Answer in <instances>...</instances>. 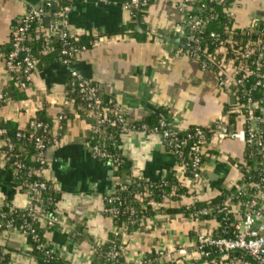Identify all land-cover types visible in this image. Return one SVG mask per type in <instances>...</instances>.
I'll list each match as a JSON object with an SVG mask.
<instances>
[{"label":"crops","instance_id":"1","mask_svg":"<svg viewBox=\"0 0 264 264\" xmlns=\"http://www.w3.org/2000/svg\"><path fill=\"white\" fill-rule=\"evenodd\" d=\"M46 1L52 9L68 8L62 25L69 35L88 36L94 41V46L75 56L72 68L98 86L103 96L117 101L129 119L140 121L162 110L167 113L169 125L178 132L189 127L210 128L218 117L225 120L227 135L208 138L202 184L196 189L198 199L193 208L207 207L197 205L198 200L209 204L222 190L234 189L228 183L242 180L244 172V116L235 117L233 122L227 118V106L236 105L235 97L220 92L217 77L202 71L181 52L185 33L182 15L166 1L149 0L139 22H135L138 34L119 35L118 30L129 25L132 18L124 7L128 0H0V93L8 85L3 56L11 32L28 8ZM226 10L234 29H248L250 25L257 29L264 17L260 15L264 13V0H229ZM46 17L49 24V13H45ZM68 78L59 59L36 69L24 101L0 102V121H12L22 131L34 129L35 113L45 108L52 121L50 133L59 142L42 156L46 167L42 178L51 182L59 194L55 205L59 224L50 229L42 227L41 234L55 257L49 262L37 258L20 231L4 229L0 231V264H106L103 254L107 250H100L112 238L119 242L124 264L155 259L158 264H207L192 250V223L186 221L189 214L179 200L177 205H168L170 201L165 204V208H176L175 213L160 209L126 234L112 235L114 222L103 214L105 198L114 192L112 170L86 147L88 125L74 115L72 104L65 99ZM64 112L73 117L59 131L57 117ZM120 146L136 177L156 181L174 166L169 149L154 135L135 132L123 136ZM28 204L27 189L14 188L13 174L6 169L0 153V207L10 205L24 210ZM199 228L214 233L215 221L201 219ZM180 248H189L190 255L178 256ZM159 251L164 257L171 256V261L157 259Z\"/></svg>","mask_w":264,"mask_h":264},{"label":"built area","instance_id":"2","mask_svg":"<svg viewBox=\"0 0 264 264\" xmlns=\"http://www.w3.org/2000/svg\"><path fill=\"white\" fill-rule=\"evenodd\" d=\"M149 0H128L124 7L131 15L136 9H145L148 6ZM167 3L173 4L179 13L182 15L183 24L187 23V28L184 33V46L188 49L187 56L198 64L202 71H208L207 59L202 58L200 54L201 40L198 37L203 32L204 26L212 19V15L205 17L203 20L194 18L191 20L189 15L191 11V5L196 0H163ZM216 3L221 5L223 0H199L201 8L205 7V2ZM42 4L47 7L50 6V2L46 1ZM68 11V8L62 7L58 11L52 13V22L47 25L45 36L54 38L60 43L59 55L62 57V64L66 67L68 75L71 79V83L74 82L78 89L79 94L84 96L89 109L91 110L94 118V125L91 127L92 133L97 135L105 134V127H119L121 138L126 135H131L135 132L146 133L154 135L162 140V142L169 149L171 156L174 159V166L170 172H172L173 179L176 182L174 186L170 187L167 194L160 198V202L151 198L152 192L156 189L168 187V182L164 180V175L159 177L156 181L146 180L143 177H136L133 171V179L140 180L143 182V188L148 190L149 199L142 201L141 196L138 193H131L130 200L134 203L142 205V207L149 206L155 212L163 210L165 204L172 200L177 199L184 203L185 210L188 212L189 217H186V221L189 220L192 223V231L194 235L193 248L194 252H197L200 258L205 259L207 264H264V191L256 193L246 204L245 210L242 211L240 205H234L229 208V203H223L220 206L212 208L202 207L200 209L193 208L195 205L197 193V187L202 184L203 171H202V158L207 156V142L210 137H224L227 135L225 128V121L218 117L213 120L212 127L209 130L206 128H195L192 139L193 143L184 153V149L188 145L189 136L178 137L180 132L174 130L165 120H160L158 126L155 128H149L144 124H141L138 128L134 127L133 121L127 117L126 111L122 106L115 101L113 98H108L105 107H102L99 102L101 90L98 86L92 82L82 78L72 68L73 60L76 55L84 52L86 48L80 45L70 44V38L77 40V38L69 35L64 30L62 25L63 15ZM43 10L38 7L28 8L25 15H23L19 21L18 26L11 32L10 35V50L3 56V68L8 77L9 74L20 73L23 78L25 87L27 88L31 81L32 76L36 72L37 62L32 58L31 50L28 45L27 31L30 28L31 23H36L40 29L44 23ZM50 17V15H49ZM230 27L233 28L232 22ZM248 29H253L252 25ZM257 34V59L254 65L257 69L264 67V17L255 30ZM210 39L212 43L219 44L220 38L216 34H211ZM50 42V41H49ZM52 48L45 47L42 50V54L46 55ZM252 72L246 70L242 73L238 79L229 77L228 73H225L217 78V88L220 92L228 94L231 86L243 85L244 78L248 77ZM19 84V81L18 83ZM69 83H66V87ZM256 86L264 87L262 82H258ZM66 95V91H65ZM2 94L0 93V102L2 101ZM60 116L57 117L59 122ZM264 120L260 117L253 115L252 111L249 110L244 116V146L248 148L258 149L259 152H264ZM36 128H42L41 123L35 124ZM46 130H43V133ZM7 131L0 128V153L4 162L7 157L16 159L18 156L14 153V145L12 141L7 137ZM50 136L34 137L29 136L34 140V148L39 151V157L43 156L49 148L57 147L59 142L56 136L49 133ZM16 137H20L17 133ZM87 149L90 154L98 159L99 161L112 166V170L120 167L124 156L121 151L120 142L113 144V149H118L121 155H110L104 150H101L97 146H88ZM262 160H264V154H262ZM242 168H245L243 166ZM233 167V173L236 168ZM15 171L25 169L22 163L16 162L14 164ZM42 168L39 169H26V175H35L42 178ZM264 173V168L261 169ZM237 174V173H236ZM114 181V192L105 198V209L103 214L114 222L112 229V235L117 237L118 235H124L130 231L133 227L140 225L144 219V215L138 216L131 205L122 206V198L120 197L121 192L127 190L128 185L131 181H122L113 179ZM239 180H232L228 183V186L237 189V194L241 192L244 187H239ZM131 182V183H130ZM263 182V180H262ZM29 194V204L24 210H26L28 217L31 221L40 222V226L46 229L53 228L59 224V218L54 211L52 214H46L41 211L42 201L38 197L40 192L46 190L44 179L43 181L37 180L33 182L28 188H26ZM8 206V205H5ZM2 207V206H1ZM14 207V206H12ZM19 209L17 207H14ZM9 215L0 212V231L4 229H15L12 225V220L9 219ZM123 217V220L119 223L116 221L117 218ZM213 219L215 221L216 231L214 233L204 232L199 228L201 219ZM239 218L240 220H236ZM218 220V222L216 220ZM231 222L230 227L226 224ZM20 231V230H18ZM25 238H29L31 242L35 244V249L43 254L45 261H52L55 257L54 253L50 250L47 242L43 240L34 230L27 231L24 235ZM113 244V245H112ZM108 250L103 254V260L106 264H124L121 262V247L117 248L115 243H112ZM93 250L97 249V246L92 247ZM189 248H180L176 252L181 258H186L189 254ZM191 253V252H190ZM157 259H164V261H171V256H162V252H157ZM138 264H158L157 260H144Z\"/></svg>","mask_w":264,"mask_h":264},{"label":"trees","instance_id":"3","mask_svg":"<svg viewBox=\"0 0 264 264\" xmlns=\"http://www.w3.org/2000/svg\"><path fill=\"white\" fill-rule=\"evenodd\" d=\"M229 6V0H223L221 5L216 3L205 2V7L201 8L199 0H196L191 5V11L189 15L191 16V20L197 18L199 21L203 20L205 17L212 15V19L208 21V23L204 26L203 32L198 35L201 42L200 54L202 58L207 59V67L208 72H211L217 78L225 73H228L229 77L239 78L242 73L246 72V70L251 71L252 73L244 78L243 85L239 86H231L229 89V93H231L236 100V105L230 107L227 106L228 113L227 118L230 121H234L237 116H245L249 110L252 111L253 115L256 117H260L264 120V87L256 86L258 82H262L264 84V67L257 69L254 65L257 59V34L256 29H232L230 27L231 16L227 12V8ZM40 8L44 13H49L50 15V23L52 22V13L58 11L62 7L55 6L52 9L51 5L47 7L44 4L40 5ZM143 15L142 9H136L133 11L132 18L130 20V24L122 27L118 30L119 35H123L125 33L134 35L138 34L135 29L136 21L139 22L140 17ZM44 28L40 29L36 23H31L29 30L27 31L28 36V45L31 50L32 58L37 62L36 69H41L45 66H48L52 63H56L59 59L62 60V57L59 55L60 51V43L54 38V36H50L47 38L46 28L47 26L42 25ZM187 28V23L183 24V31ZM211 34H216L220 38L219 44L212 43L210 39ZM50 41V42H49ZM183 48L181 52L183 54H187L188 49L184 46V36L182 37ZM70 44L72 45H80L85 48H91L94 46V41L92 38L88 36H82L74 40L70 38ZM45 47H51L52 51L48 54L43 55L42 50ZM10 50V43L8 49L4 52V56ZM19 81V84H17ZM67 83L69 85L66 87V95L65 99L67 102L71 103L75 116H79V118L83 119L88 125V134L85 139V144L88 146H97L100 147L101 150L106 151L110 155H121L118 149H113V144H118L121 139V133L119 127H105V134L97 135L93 134L91 127L94 125V118L92 116L91 110L87 102L84 99V96L79 94L76 84L74 82L71 83L70 77L68 78ZM26 87L23 82L22 75L20 73L9 74L8 75V85L6 89L2 92V101L4 103L8 100H12L15 102H22L26 99ZM107 97L100 94L99 102L102 107L106 106ZM60 120L58 122L59 131L64 129L65 124L68 120H70L73 116L64 112L59 115ZM160 120H165L169 124L168 116L165 111H158L157 113L144 117L140 121L134 123V127L138 128L141 124L146 125L149 128H155L158 126V122ZM35 124L41 123L42 128H34L27 129L25 131L19 130L18 125L12 121H0V128H3L7 131V137L12 141L14 145V153L18 156L16 159L11 157H7L5 161L6 169L13 174V186L18 191H22L28 188L33 182L37 180L43 181L40 177L35 175L27 176L26 169H45V162L43 157H39V151L34 148V140L29 136L34 137H44L50 136V130L52 126V121L48 118L45 108L42 107L41 110H38L35 113L33 118ZM225 121V120H224ZM227 126V122L225 121ZM264 128V124L262 125ZM197 127H189L186 131L180 132L178 137H186L189 136L188 145L183 150L184 153L193 143L192 137ZM211 128V127H210ZM207 128L206 130H209ZM43 130L44 131L43 133ZM19 133L20 137H16V134ZM244 172L242 174V180L238 181L239 187H244V189L237 194V189L232 190H222L221 193L216 195L208 204L205 201H199L196 203L200 206H207L209 208L220 206L223 202L229 203V208L234 205H240L241 210H245V204L258 192L264 191V173L261 172V169L264 168V160H262V154L258 149L248 148L244 149ZM211 152V151H210ZM207 157V156H206ZM205 157V158H206ZM202 158V163L204 159ZM122 163L120 167L113 169L112 166H109L112 170L113 179L117 178V180L122 181H131L128 185L126 191L121 192L120 197L122 198V206L131 205L135 211V213L140 216L144 215L145 218L151 217L154 214V210L149 206L142 207L138 203L132 202L130 199V194L135 192L141 196L142 201H146L149 199L148 190L144 189L143 182L137 179H133V175L131 174L129 164L127 160L123 156L121 158ZM16 162L22 163L25 166V169L17 170L14 169V164ZM105 164V163H104ZM164 180L168 182V187H163L160 189H156L152 192L151 198L157 203L160 202V198L167 194L170 190L171 186H174L176 182L173 179L172 172L167 173L164 176ZM263 180V182H262ZM46 190L40 192L38 197L42 201L41 209L46 214H52L55 211V205L59 200V194L55 191L53 184L44 180ZM177 199L170 200L168 205H177ZM173 202V203H172ZM196 205V206H197ZM213 205V206H212ZM106 206V204H105ZM199 207V206H197ZM164 213L173 214L177 210L176 208L167 207L165 210H162ZM0 212L9 215V219L12 220L13 228L16 230H20V232L25 235L27 231L34 230L39 236L43 233L44 229L40 226V222L31 221L28 217L26 210L16 209L10 205L0 207ZM123 217L117 218V222H121ZM231 222L226 225L230 227ZM32 247V252L37 258L44 259L42 253L35 249V244L27 238ZM115 243V246L119 248V242L116 239H110L109 242L102 247L100 252H105L108 250L110 245ZM113 245V244H112Z\"/></svg>","mask_w":264,"mask_h":264},{"label":"water","instance_id":"4","mask_svg":"<svg viewBox=\"0 0 264 264\" xmlns=\"http://www.w3.org/2000/svg\"><path fill=\"white\" fill-rule=\"evenodd\" d=\"M260 15H263V16H264V13H261ZM44 24H45V25L48 24V18H47V17L44 19ZM177 42H179V41H175L174 43H177ZM263 221H264V220H263ZM263 223H264V222H263Z\"/></svg>","mask_w":264,"mask_h":264}]
</instances>
